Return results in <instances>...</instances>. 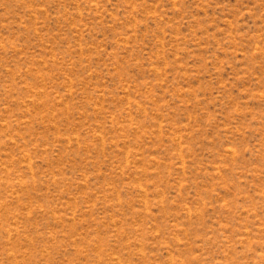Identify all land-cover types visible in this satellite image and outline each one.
<instances>
[{"label": "rangeland", "instance_id": "rangeland-1", "mask_svg": "<svg viewBox=\"0 0 264 264\" xmlns=\"http://www.w3.org/2000/svg\"><path fill=\"white\" fill-rule=\"evenodd\" d=\"M0 264H264V0H0Z\"/></svg>", "mask_w": 264, "mask_h": 264}]
</instances>
